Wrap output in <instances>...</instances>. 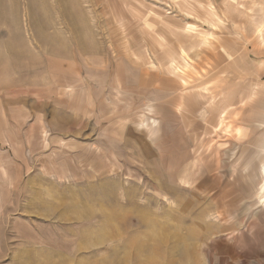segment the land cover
<instances>
[{"label":"rangeland","instance_id":"obj_1","mask_svg":"<svg viewBox=\"0 0 264 264\" xmlns=\"http://www.w3.org/2000/svg\"><path fill=\"white\" fill-rule=\"evenodd\" d=\"M187 2L0 0V264H264V0Z\"/></svg>","mask_w":264,"mask_h":264},{"label":"crops","instance_id":"obj_2","mask_svg":"<svg viewBox=\"0 0 264 264\" xmlns=\"http://www.w3.org/2000/svg\"><path fill=\"white\" fill-rule=\"evenodd\" d=\"M185 1V3H188L187 2V0H184ZM209 1V0H208ZM208 4H209V2H208ZM207 4V5H208ZM239 4H240V1H239ZM251 37L254 39V41H255V43H257V44H259L261 47H264V44H262L261 43V41H260V39H259V37H258V35H256V34H251ZM199 50H201V55H202V53L203 52H205V51H209V47L208 46H206V47H202L201 49H196V50H193V51H191L190 52V54L192 55L193 54V56H195V54H199L200 53V51ZM201 59H202V57H201ZM193 61H194V58H193ZM131 64L130 65H134V66H137V65H135V64H133V62H130ZM260 63H261V61H254V65H260ZM198 64V61L196 60V61H194V69L196 70L198 67H199V65H197ZM131 66V67H132ZM138 66L139 67H141V65H139L138 64ZM160 66V65H159ZM158 66V69L160 68ZM206 68H209V67H206ZM163 73V72H162ZM164 74H166V73H164ZM229 74L230 73H225V74H223L224 76H223V78L221 77V75L220 76H218V78H217V80L219 81V82H221V85H226V83H227V78H232V76H229ZM246 74V73H245ZM166 75H170L171 77H174V78H176L178 81H179V84L181 85V86H184V85H186V86H190V84H188L187 83V81H192V84L191 85H196V86H198L197 84H196V82H197V78H198V76H200V74H197V73H195V72H191V73H189L188 74V77H186L185 79L187 80V81H183L182 79H180V78H178L176 75H174V74H166ZM207 75H201V77L202 78H205ZM159 78V77H158ZM158 78H157V80H158ZM233 79V81L235 80L234 78H232ZM203 80H205V79H203ZM202 79H201V81H203ZM202 85H203V83H202ZM255 86V85H254ZM160 86H159V84H157V81H156V83H155V86H154V89L155 90H159L160 88H159ZM257 87H259V88H261V89H264V83L263 84H260V85H257ZM189 89V88H188ZM188 89L186 90V93L187 92H189L188 91ZM253 89H256L257 90V88H254V87H252L251 88V90L252 91H254ZM161 90V89H160ZM255 90V91H256ZM190 94V93H189ZM239 94H240V92L239 93H237V95L235 94L234 95V98H233V101H234V103H236L237 102V97L239 96ZM255 94H256V92H255ZM176 95V96H175ZM184 94H183V91H182V88L179 90V92L177 93V94H167V98L169 99V100H179L178 101V105H176V109H178V110H180V108H178L179 107V104L181 103V101H184V96H183ZM219 95H220V93L218 92V94H209V96H207L206 98H204V100L202 99H198V98H196L193 94L192 95H190V96H192L196 101H200V102H202L201 104H207V103H213L214 102V100H217L218 98H219ZM186 98H188V97H185V99ZM191 98V97H190ZM214 99V100H213ZM210 103V104H211ZM233 112L235 113V116H236V109L234 108L233 109Z\"/></svg>","mask_w":264,"mask_h":264},{"label":"bare ground","instance_id":"obj_3","mask_svg":"<svg viewBox=\"0 0 264 264\" xmlns=\"http://www.w3.org/2000/svg\"><path fill=\"white\" fill-rule=\"evenodd\" d=\"M169 59H171L172 60V62H175L174 60H175V57L174 56H172V55H170V57H169ZM170 74H173V73H170ZM175 75V74H174ZM222 77V76H221ZM223 78V77H222ZM217 81L218 80H216V82H215V86L216 87H214V88H217V90H219V89H221V85L219 86V85H217Z\"/></svg>","mask_w":264,"mask_h":264}]
</instances>
